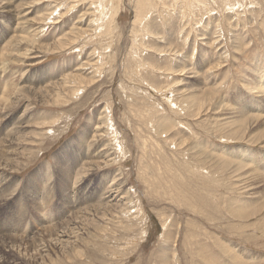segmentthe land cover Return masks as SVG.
Masks as SVG:
<instances>
[{"label":"rangeland","instance_id":"obj_1","mask_svg":"<svg viewBox=\"0 0 264 264\" xmlns=\"http://www.w3.org/2000/svg\"><path fill=\"white\" fill-rule=\"evenodd\" d=\"M15 1L14 12L0 7V52L12 53L0 62V86L18 84L9 92L0 88V115L19 119L22 126L16 134H3L11 142L6 156L15 168L4 164L0 173L10 171L18 182L1 232L13 230V216L27 207L21 203L40 199L48 185L54 187L48 193L53 215L33 222L35 212L29 211L24 218L28 238L31 225L41 233V222L60 224L79 210L75 219L84 228L78 240H53L59 250L54 264H264V179L259 174H264L259 165L264 121L249 123L241 137L236 128L229 129L242 106L253 115L264 111V92L255 88L257 83L264 89V0H151L153 6L142 7L144 12L141 0H119L115 19L108 14L109 0ZM101 10L108 18L100 20ZM32 34L37 40H20ZM59 39L67 46L58 48ZM76 71L87 82L70 83L79 90L66 102L70 90L60 79ZM53 81L60 96L55 88L43 89ZM101 116L104 126L96 132ZM54 119L55 124H45ZM36 126L44 129L42 138H32ZM95 133L99 164L83 172L82 183L94 193L113 186L103 199H110V206L95 210L94 199L64 213L66 163L93 159ZM247 148L255 150L250 156L255 161L245 158ZM219 158L244 161L248 166L239 172L248 175L234 172L232 164L225 172L217 166ZM77 168L72 179L79 177ZM73 184H67L71 190ZM243 199L262 211L243 218L237 211ZM92 208L103 231L94 227ZM74 240L84 247V256L73 257L67 241ZM12 260L0 257V264L18 261Z\"/></svg>","mask_w":264,"mask_h":264},{"label":"bare ground","instance_id":"obj_2","mask_svg":"<svg viewBox=\"0 0 264 264\" xmlns=\"http://www.w3.org/2000/svg\"><path fill=\"white\" fill-rule=\"evenodd\" d=\"M18 1V0H17ZM19 1H23V0H19ZM100 1H102V0H100ZM109 1H111L110 3L112 4V7H110L109 9V12H108V14H109V16H110V18H112V19H115L114 17H115V14H116V12L118 11V8H119V6H120V3L118 2L119 0H109ZM159 1V0H158ZM169 1V0H168ZM12 1H10V0H4V1H0V7H2L3 8V10H6V11H8V12H12L13 10H14V4L16 3V1L14 0L12 3H11ZM93 2L94 1H92V4H93ZM139 2H140V0H139ZM104 3H107V2H104ZM140 3H142V5H141V7L138 5V7H140L141 9H142V7H146L147 8V6L148 5H152V2H151V0H141V2ZM139 3V4H140ZM166 3L168 4V2L166 1ZM184 3H185V1H184ZM28 4V3H27ZM30 4V3H29ZM94 4H95V2H94ZM107 4H109V3H107ZM163 4V3H162ZM165 4V3H164ZM23 5V4H22ZM144 5V6H143ZM154 5H156V4H154ZM166 5V4H165ZM164 5V6H165ZM29 6V5H28ZM153 6V5H152ZM161 6V5H160ZM168 7V6H167ZM102 8V7H101ZM105 9H107L106 7H105ZM153 9V8H152ZM99 10H100V8H99ZM140 10V9H139ZM139 10H138V12H139ZM144 9H142V12H144L143 11ZM146 10V9H145ZM149 10V9H148ZM148 10H146V11H148ZM141 11V10H140ZM154 11V10H153ZM14 12V11H13ZM97 12V11H96ZM136 13V15H135V17L137 16V15H139V17H141L140 16V14H141V12L140 13ZM149 12V11H148ZM151 12V11H150ZM54 12H52V14H53ZM98 14H99V12H98ZM50 15V14H49ZM61 15V14H60ZM106 15V12H105V10H101V15H99L100 16V20H102L103 19V17ZM84 15H82V17H83ZM146 16H148V14L146 15ZM145 16V17H146ZM169 16V15H168ZM51 17H53L52 15H51ZM106 17H107V15H106ZM138 17V16H137ZM136 17V18H137ZM144 17V18H145ZM58 18V17H57ZM81 18V17H80ZM105 18V17H104ZM108 18V17H107ZM107 18H106V20H107ZM143 17L141 18V20L142 19H144ZM49 19V21L51 20L50 19V17H48L47 18V20ZM140 19V18H139ZM136 20H138V19H136ZM141 20H139L141 23L143 22V21H141ZM145 20V19H144ZM168 20V19H167ZM82 21V20H81ZM105 21V20H104ZM147 21V20H146ZM146 21H144L146 24H148ZM55 22V21H54ZM96 22H98V21H96ZM96 22H95V24H96ZM137 22V21H136ZM149 22V21H148ZM151 22H153V21H151ZM167 22V21H166ZM144 23V24H145ZM144 24H142V25H144ZM99 25V27H100V24H98ZM138 25H139V23H138ZM149 25V24H148ZM155 25V24H154ZM103 26V25H102ZM110 26V25H109ZM139 26H141V24L139 25ZM145 26V25H144ZM150 26H152V25H150ZM76 27V26H75ZM153 27V26H152ZM92 28V27H91ZM96 28V27H95ZM141 28V27H140ZM142 28H143V26H142ZM141 28V29H142ZM144 28H146V26L144 27ZM143 28V29H144ZM73 29V28H72ZM103 29V28H102ZM142 29V30H143ZM147 29H149L148 27H147ZM146 29V31L148 32V30ZM150 29H151V27H150ZM98 30V29H97ZM142 30H140V31H142ZM151 30H153V29H151ZM145 31V32H146ZM153 31H155V30H153ZM158 31V30H157ZM142 32H144V31H142ZM151 32V31H150ZM156 32V31H155ZM77 33V32H76ZM104 33V32H103ZM154 33V32H153ZM152 33V34H153ZM38 34V33H37ZM37 34H32V36H28V37H23V36H21V41L22 42H33V40L34 39H36V35ZM67 34V33H66ZM152 34H151V36H152ZM155 34V33H154ZM156 34H158V33H156ZM2 35V34H1ZM70 35V34H69ZM74 35V34H73ZM93 35V34H92ZM101 35H103L102 33H101ZM74 37H75V35H74ZM140 37V36H139ZM144 37V36H143ZM147 37V36H146ZM63 38V37H62ZM66 38V37H65ZM158 38H160V37H158ZM64 39V38H63ZM73 39V38H72ZM157 39V38H156ZM19 40V41H20ZM37 40V39H36ZM60 40L61 39H59V41L57 42V47L58 48H63L64 46H65V44H66V46H67V43H63V44H61V42H60ZM66 41H68V40H66ZM146 41V40H145ZM150 42V41H149ZM158 42V41H157ZM70 43V42H69ZM154 44V43H153ZM162 44L164 45V43L162 42ZM161 44V45H162ZM166 45V44H165ZM142 47V46H141ZM153 47V46H152ZM156 47V46H155ZM157 48H158V46H157ZM156 48V49H157ZM169 48V47H168ZM171 48V47H170ZM170 48H169V50H170ZM172 49V48H171ZM173 51H174V49H172ZM19 51H20V49H19ZM157 51H159V49L157 50ZM160 52V51H159ZM161 52H163V50L161 49ZM20 53V52H19ZM10 54H12V53H9L8 51H7V49H6V52H4V53H1L0 52V62L1 63H4V61H6V60H8V59H6L7 58V56H9ZM23 54H25V52L23 53ZM151 57V56H150ZM17 59V58H16ZM11 60V59H10ZM7 63V62H6ZM88 63V62H87ZM93 63V62H92ZM146 63V62H145ZM84 64V63H83ZM84 65H90V63H88V64H84ZM95 65V64H94ZM78 71L80 70V68H76ZM152 73V72H151ZM83 79H82V78ZM76 78H79L80 79V81H79V83L80 84H82V83H84V82H87V79H85L83 76H82V74L80 73H78L77 71L76 72H72V73H70V74H65L60 80H62L63 81V85H64V87H67V88H69V93L67 94V96H68V100L66 101V102H68L69 100H71L74 96H75V94L77 93V91L79 90V88L78 89H75L74 91H73V89H72V87L73 86H69V85H71L70 83H75V82H77V79ZM47 77L46 78H44V82H46L47 81ZM91 79V78H90ZM3 81V80H2ZM31 81V80H30ZM43 81V80H42ZM13 82V81H12ZM2 83V82H1ZM51 83V84H50ZM3 85V84H2ZM0 86V88L1 87H4V90H8V92H9V89H11V88H14V87H16L15 85H18V84H15V85H9L8 83L7 84H5L4 86ZM63 85H61V83H59V86H63ZM44 88H55L56 90H58V88L55 86V84H54V81L53 82H49V84L47 83L44 87H43V89ZM255 88L256 89H258L259 91H263L264 92V89H263V87L261 88V86H259L257 83L255 84ZM254 88V89H255ZM7 90H6V92H7ZM10 91H12V89L10 90ZM60 90H58L56 93L60 96V94H61V92H59ZM67 91V90H66ZM209 91V90H208ZM6 92L4 91V93L6 94ZM204 92V91H203ZM12 93V92H11ZM65 93V92H64ZM203 95H204V93H202ZM207 94V93H206ZM264 94V93H263ZM262 94V95H263ZM51 96V95H50ZM58 96V97H59ZM66 96V95H65ZM215 96V95H214ZM264 96V95H263ZM57 97V96H56ZM57 97V98H58ZM54 98H55V96H54ZM202 98V97H201ZM194 99H197V96L194 98ZM204 99V98H203ZM214 99V98H213ZM202 100V99H201ZM13 101V100H12ZM202 102V101H201ZM210 102V101H209ZM263 102H264V98H263ZM188 104H190V103H187V105ZM209 105H210V103H208ZM207 104V105H208ZM258 104V103H257ZM194 105V104H193ZM199 105H201V106H203L202 105V103H200ZM195 106V105H194ZM255 106H256V108H258L257 107V105L255 104ZM262 106H263V108H264V103L262 104ZM190 107V106H189ZM200 108V107H199ZM256 108H254V109H256ZM202 109V108H201ZM248 111H250V110H246L243 106L240 108V110L237 112L238 114H239V117H238V119H237V123L235 122V121H233L234 122V124H229V129H230V131H232V130H234L235 128L237 129V131H238V134L240 135V137L242 136L241 134H242V132L244 133V129H245V127L247 126V125H249V123L251 124V123H253L254 125L256 124V123H258L261 119L264 121V111H263V113H256V115H253V114H251L250 112H248ZM196 113H200V110L198 111V112H196ZM192 114H194V113H192ZM6 118H8V119H6ZM21 118V117H20ZM236 118V117H235ZM103 119H104V117L103 116H101L100 117V119L98 120V123L100 124V125H102V127L101 126H99V127H97L96 128V132H101V129H103V126H104V124H103ZM20 120L18 119H10V117L8 116V115H0V166L1 165H3L4 166V164H5V166H7V167H9V169H14L15 168V164H14V162H11V160L6 156V154H8V150H7V148H6V145H8V144H10L11 142L10 141H8V140H6L5 138H3L4 136H3V134H10L11 135V133L13 132H15V134L17 133V131L18 130H20L21 129V124H20V122H19ZM57 122V119H54V120H50V121H47V122H45V124L47 123V124H50V125H53V124H55ZM262 123V122H261ZM264 123V122H263ZM44 123H43V125H45ZM106 125V124H105ZM253 125V126H254ZM259 125V124H258ZM96 126V125H95ZM157 126V125H156ZM163 126H164V124H162V129H164L163 128ZM252 126V125H251ZM224 127V126H223ZM250 127V126H249ZM259 127H261V126H259ZM9 128V129H8ZM46 128V127H45ZM48 128V127H47ZM92 128V127H91ZM166 128V127H165ZM8 129V130H7ZM158 129H160V127L158 126ZM23 130V129H22ZM35 131H33L34 132V136L32 137V138H35V137H37V138H39V137H43V133H42V131L44 130L43 128H41V127H38V126H36V128L34 129ZM168 130H169V128H168ZM248 130V129H247ZM263 130V129H262ZM48 131V130H47ZM164 131H166V129L164 130ZM22 132V131H21ZM21 132H20V134H21ZM163 132V131H162ZM161 131L159 132V133H162ZM19 133V132H18ZM14 134V135H15ZM257 134H258V132H257ZM23 135V134H22ZM27 136V135H26ZM171 136H172V134H171ZM232 137V136H231ZM258 138H263V135L261 134V136H259V134H258V136H257ZM19 138H21V136H19ZM23 138V137H22ZM78 138H80V136L78 137ZM82 138H83V136H82ZM96 138V133L94 134V139ZM172 138V137H171ZM183 138V137H182ZM84 139H86V140H81V142L84 144L86 141H87V138L86 137H84ZM176 139V138H175ZM174 139V140H175ZM264 139V138H263ZM98 140V139H97ZM97 140L95 139V140H91L92 141V147H93V149L91 150V153L93 154L92 156H91V158L90 159H92L90 162H87V161H82V163L81 164H79V163H76V162H72V163H70L69 161H67V163H66V166H68V168H66V170H68L69 171V173H68V175L66 176V178H65V184H64V186H63V188H64V191H66L65 193H64V197H63V202L67 205L66 207H67V209H65L64 210V213H69V211L70 210H74V208H77V206L78 205H80V204H84L85 202H91V203H93L92 201L94 200V199H96V203H94V204H92V207H94V206H96L95 207V210H100V209H102V208H104V209H107L109 206H110V199H108L106 202H103V199H107V198H109V195L107 196V198H106V196H105V194H108V191L110 190L109 188L110 187H113V186H111V185H109V186H104L103 188H101L100 189V191H98L97 193H94L93 191V188H91L88 184H84V183H82V180H83V178H84V173L83 172H85V171H92V168H93V166L92 165H94V164H99V162L97 161V159H95V156H98V153H96V150H95V147H94V144L97 142ZM171 140H173V139H171ZM32 141H33V139H32ZM41 141V140H40ZM43 141V140H42ZM38 142V141H37ZM253 142V141H252ZM181 143V142H180ZM184 143H185V141H184ZM90 144V143H89ZM91 145V144H90ZM194 146V145H193ZM29 147V146H28ZM31 147H32V145H31ZM99 147V146H98ZM27 147H25L24 149H26ZM32 149V148H31ZM28 150V149H27ZM34 150V149H33ZM249 150V151H248ZM254 151L255 150H253V149H249V148H247L246 149V153H250V155H249V157H245L246 159L248 158V160L247 161H250V160H254L255 161V159H252V158H250V156L251 155H253V153H254ZM102 152V151H101ZM91 153H89V154H91ZM208 154V153H207ZM222 154V153H221ZM100 155V154H99ZM104 156V155H103ZM243 156V155H242ZM102 158V157H101ZM243 158V157H242ZM89 159V160H90ZM88 160V161H89ZM246 161V162H247ZM218 165L217 166H220V169H222V170H224L225 172L230 168V165L232 164V166H234V172L235 171H238L237 173H240L241 174V172L243 171V169L245 168V167H247L248 165H247V163H245L244 161H240V164H241V162H242V165H239V164H233L230 160H227V158H226V160L225 159H222V158H219V160H218ZM101 163V162H100ZM77 165L79 166V169L77 168ZM259 165H261L262 167H264V157L263 158H261L260 159V162H259ZM2 167V166H1ZM70 167H71V169H70ZM3 168V167H2ZM75 168H77V176L79 175V177H76L77 179H72L73 177L72 176H74L75 174ZM5 169V168H4ZM258 170V169H257ZM239 171H241V172H239ZM254 171V170H253ZM262 171V170H261ZM10 171H3L2 170V172L0 173V222L3 220V216L6 214V213H8V212H10L9 211V206H8V204H9V196H13V192H15V190H16V187H15V184H17V182H18V180H16V176L14 175V174H12V173H9ZM83 173V174H82ZM248 172L247 171H245L244 172V176L247 174ZM241 174V175H242ZM260 175H261V179H264V174L263 173H259ZM248 175V174H247ZM251 176H253V175H251ZM50 177V176H49ZM54 177V176H53ZM86 177V176H85ZM254 177V176H253ZM250 178V177H249ZM248 178V179H249ZM46 179H47V177H46ZM50 179V178H49ZM248 179L247 178H245V179H243V180H245L246 182L248 181ZM254 179V178H253ZM85 180V179H84ZM239 180V179H238ZM237 180V181H238ZM250 180V179H249ZM256 180V179H255ZM257 180H259V181H257V182H259V183H261V181H263V180H260V179H257ZM114 181V180H113ZM250 181H252V179L250 180ZM249 181V182H250ZM73 183L74 182V187H73V189L72 190H74V191H72L71 190V188H69V186L67 185V184H69V183ZM239 182H240V180H239ZM243 181H241L240 183H242ZM264 182V181H263ZM60 183V182H59ZM253 183V182H252ZM251 183V184H252ZM254 183H255V181H254ZM258 183V184H259ZM249 184V183H248ZM250 185V184H249ZM261 185H262V183H261ZM248 186V185H247ZM252 186V185H251ZM125 187V186H124ZM54 189V187L53 186H48L47 185V187H46V192H43V195H40V199L38 198V197H32V199L30 200V203H28V202H22L21 204H23L24 206H27L26 208H24L23 209V207H22V210L20 211V212H18V214L17 215H15V216H13L14 217V224H13V230H8V231H4L3 230V232H1L2 231V227L0 226V257H10L11 259H13L12 261H14V260H18L19 261V259L21 258L22 260H21V264L23 263V262H26V263H29V264H32V263H38V261L40 260V262L42 261V262H44V263H42V264H49V263H51V264H54V260L59 256L57 253V251H59L58 250V246H56V245H58L57 243H53V240H55V242H58L59 241V243L61 242V237L63 238L64 236L65 237H67L69 240H71L74 236V238H77V240H78V237H79V235H82V234H79L80 233V231L81 230H83L84 228H83V225H82V223H80V221L81 220H76L75 218H77V216L76 215H78V213H79V211H78V213H76V214H72V216H70L68 219H67V221L66 222H63V223H60V224H58V223H56V222H54V221H56L57 219H55L54 221H48V222H52V223H49V224H47L48 222H46V223H44V222H41V224H38V226H40L41 228H40V231H41V233L39 232V233H37L36 231H33V229H35L34 227H33V225H31V227H30V234H31V236H32V238L30 237V238H28V234L26 233L27 231H26V225L28 224V223H25L24 222V218H25V215L29 212V211H34L35 213H33V222H35V221H37L38 219H40V218H42V217H48V216H50V217H52L51 215H53V214H51L50 213V211H49V207L52 205L51 203V201H53V199H52V195L51 196H49L48 195V193L50 194L51 193V191H54L53 190ZM105 189H106V191H105ZM113 189V188H112ZM102 191V192H101ZM105 191V192H104ZM113 192H114V190H113ZM103 193V194H102ZM124 194H125V191L123 192ZM57 194V193H56ZM39 195V194H38ZM48 195V196H47ZM62 195V194H61ZM105 196V197H104ZM14 196L12 197V199L14 200ZM54 198V197H53ZM78 198L80 199V198H82V199H80V201L78 200ZM126 198V197H125ZM59 199H61V198H59ZM20 201V200H18V198L17 199H15V201ZM82 200V201H81ZM95 201V200H94ZM249 200H242V203L241 204H239V205H237L238 206V209H237V211L239 212V215L240 216H242L243 218H248V217H250V216H254L255 214H257V213H259V211H262L260 208H258V204L256 203V202H250ZM75 203H76V205H75ZM90 205V204H89ZM21 206V205H20ZM91 206V205H90ZM261 207H263V206H261ZM6 208H7V210H6ZM31 208V209H30ZM91 208V207H90ZM86 209V208H85ZM116 209H118V208H116ZM260 209V210H259ZM57 212L59 211H61V210H58V208H56L55 209ZM89 208H87V211H85L84 210V212H83V215L84 216H86L87 217V212H89V211H91V210H89ZM94 210V211H95ZM92 211H93V208H92ZM93 211V214H95V216L96 217H93L94 218V222H95V225H94V227L96 226V228L99 230V231H103L104 229L102 228V226L101 225H98L100 222H101V218H100V214L98 213H95ZM106 211V214H108L105 218H107L110 214L108 213V210H105ZM118 211H116V216L117 217H119V215H120V213L118 212ZM264 212V211H263ZM11 213V212H10ZM103 213V212H102ZM12 214V213H11ZM89 214H91V213H89ZM128 214V213H127ZM92 215V214H91ZM112 215V214H111ZM76 216V217H75ZM102 217H103V215H101ZM72 217V218H71ZM59 219V218H58ZM84 219H86L85 217H84ZM120 219V218H119ZM123 219V218H122ZM101 224V223H100ZM21 225H23L24 226V228L23 229H21V230H18V232L17 231H15L14 229H16V228H18L19 226H21ZM108 225V224H107ZM64 226V227H63ZM101 227V228H100ZM61 228H63V230H61ZM110 229V228H109ZM107 231H109V230H107ZM30 234H29V236H30ZM81 241H82V239H81ZM68 243H69V245H70V250L71 251H73L74 252V255H73V257H75V258H77V257H79V256H84V254H85V251H84V247L82 248V246L80 245V243H79V245H80V248H78L77 246H79L78 244H77V242L74 240V241H67ZM93 242V241H92ZM64 243V242H63ZM63 243H61L62 245H63ZM100 243V242H99ZM55 244V245H54ZM66 246V245H65ZM8 247H9V249H8ZM56 248V249H55ZM43 252H47L46 253V255H44L43 257H42V254H43ZM66 252H69V251H66ZM249 252V251H248ZM54 253H56L55 254V257H53L52 256V254H54ZM245 255H247V254H245ZM244 256V255H243ZM36 257L37 258H40V259H36ZM42 257V258H41ZM67 257L68 258H70V256L69 255H67ZM2 259H4V258H2ZM81 259V258H80ZM239 260V259H238ZM18 261H17V263L16 262H14V263H16V264H18ZM171 260H169V259H167V262H170ZM10 262V261H9ZM20 263V262H19ZM11 264V263H10ZM235 264V263H234ZM239 264H240V262H239ZM242 264V263H241Z\"/></svg>","mask_w":264,"mask_h":264}]
</instances>
